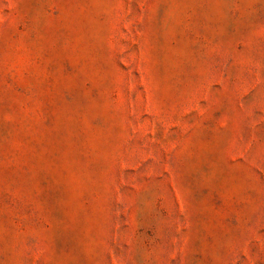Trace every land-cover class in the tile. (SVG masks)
Wrapping results in <instances>:
<instances>
[{
    "label": "rangeland",
    "instance_id": "374dc122",
    "mask_svg": "<svg viewBox=\"0 0 264 264\" xmlns=\"http://www.w3.org/2000/svg\"><path fill=\"white\" fill-rule=\"evenodd\" d=\"M0 264H264V0H0Z\"/></svg>",
    "mask_w": 264,
    "mask_h": 264
}]
</instances>
